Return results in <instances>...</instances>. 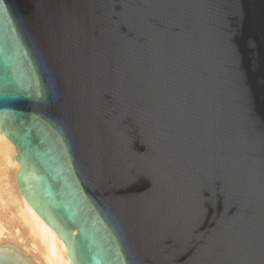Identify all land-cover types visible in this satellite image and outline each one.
Masks as SVG:
<instances>
[{"label":"water","instance_id":"1","mask_svg":"<svg viewBox=\"0 0 264 264\" xmlns=\"http://www.w3.org/2000/svg\"><path fill=\"white\" fill-rule=\"evenodd\" d=\"M2 132L73 264H264V0H0Z\"/></svg>","mask_w":264,"mask_h":264},{"label":"bare ground","instance_id":"2","mask_svg":"<svg viewBox=\"0 0 264 264\" xmlns=\"http://www.w3.org/2000/svg\"><path fill=\"white\" fill-rule=\"evenodd\" d=\"M16 154L12 141L0 133V245L12 240L38 264H73L65 242L20 191Z\"/></svg>","mask_w":264,"mask_h":264}]
</instances>
